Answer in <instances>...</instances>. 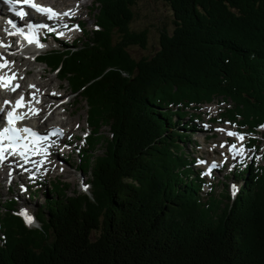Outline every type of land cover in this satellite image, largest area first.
<instances>
[{
  "label": "trees",
  "instance_id": "16d2710c",
  "mask_svg": "<svg viewBox=\"0 0 264 264\" xmlns=\"http://www.w3.org/2000/svg\"><path fill=\"white\" fill-rule=\"evenodd\" d=\"M139 1L94 0L100 30L40 58L87 102L79 167L92 192L69 196L55 184L40 228L6 200L0 264H264V164L234 170L236 198L226 188L218 198L184 153L215 100L232 102L221 116L240 129L264 125V0H162L175 28L136 60L129 48L147 43L130 29ZM103 124L110 138L98 136Z\"/></svg>",
  "mask_w": 264,
  "mask_h": 264
},
{
  "label": "rangeland",
  "instance_id": "374dc122",
  "mask_svg": "<svg viewBox=\"0 0 264 264\" xmlns=\"http://www.w3.org/2000/svg\"><path fill=\"white\" fill-rule=\"evenodd\" d=\"M52 1L53 3L55 2L54 0ZM78 1L79 4L84 2V0ZM86 1L88 2L87 6H85V8H83L81 11H78L76 14L74 13L75 16L72 15L73 19L71 20V22L73 28L69 29L66 32H76L75 36L77 40L73 45H75L79 40L85 42L93 32L100 30V27L96 24L97 16L99 13V10L96 8L98 7L94 0ZM57 3L63 5V7L65 6V8H67L68 10H72L74 8L72 7L74 2L72 3L68 2L67 0H59ZM133 10L135 12V18L130 24V29L131 31L136 33H140L142 31L147 32V43L144 48L140 45L131 46L129 48V53L136 60L149 58L159 50L161 33L163 31L171 33L174 30L175 26L173 12L169 5L162 0H141L134 6ZM76 25H79V30L74 31L73 29ZM75 36H67L70 41H66V43L68 42V44L71 45V40L74 39ZM53 45H55V43ZM50 47L51 48H49L47 52H50L53 46ZM14 64L13 66H15L16 68L18 67V65H20L19 61H15ZM41 70L45 71L43 74V78H39L38 75V72ZM20 75L21 74H19L20 78H25L24 75ZM28 77L29 79L32 77H37V80L43 85L47 84L49 82V79H53L54 84H61V91H53V88L51 86L46 87L45 89L51 94L57 93L60 95H64V97L66 96L67 99L65 100V103H70L69 109L75 111L73 123L77 121L76 124L72 127H82V131L75 130L71 133L70 136L67 135V139H72L71 145L73 148L70 151V154L66 155L65 157L60 154L58 156L60 159L65 160V164L63 165H66V167L64 168L69 169L67 177L56 176L52 173L48 174L44 169L38 172L40 166L39 164H36L38 170H35V174L31 173L29 176H24L23 174L20 175L25 181V185H32L31 195L30 192H27L26 195H24L22 189L16 186V181L14 179L11 189L7 187V183L9 180L8 178L4 179L1 182L0 209L2 208V204L6 200L14 198L17 200L16 210L18 212H20L19 210L25 207L30 209V211L32 210V212L37 213L44 206H46V196L53 195L55 184H65L66 194L69 196H73L76 194L91 196V176L87 172L81 171L79 167L80 162H82L81 152L82 150L87 148V146H85L87 145V143L85 142V137L90 134L89 124L87 122L89 116V108L85 100H83L80 96L72 93L69 83L67 81H62L57 75V72L53 71L46 64L40 62L34 64L31 67V72ZM29 99L32 100V96H30ZM33 102L36 101L33 100ZM231 104L232 102L230 100L228 101V103L222 102L221 100H215V102L209 103L207 105L208 107L205 105L198 112V114L200 115V119H198L196 122V124L200 126L202 128L201 130L203 131L194 133L192 135V137L187 141L184 151V153L195 159L196 165H194V168L196 171H202L203 173H205L211 161H217V163L220 165L219 168L213 170L211 176L204 175L207 183L209 184L205 188L204 194L209 193L213 190V192L216 193V197L218 198H221L220 193H222L225 188L230 190L232 189L233 185H236V187L239 186L236 180L232 178V171L235 169V167H238L240 165L244 166L249 160V162L251 163L252 159L254 158H256L260 166L264 164V127H259L257 129L256 135L248 134L247 132L249 131H247V129L245 128L241 129V131L238 130V132L242 134L250 135L251 141H256V143L254 145L251 144L249 147L245 146V148H242L241 150H243L244 155L236 156V160L232 161L233 157L229 155L228 147H230V145H232L233 143H238H236L235 140L228 138L226 132L232 129L237 130L238 128L233 124V122H230L228 119L221 116L222 112H224L225 109L231 108ZM59 112H63V110L58 111V113ZM63 118L64 117H60L59 119L61 120ZM221 129H224L226 131H221ZM73 135H76L77 138L74 139ZM98 136H102L103 138H110L112 136L110 127L103 124L100 128ZM100 142L101 143L97 144L95 147L96 152L94 153V155L96 156L103 154L105 151L106 143H102V139L100 140ZM221 145L224 146L221 147ZM58 157L56 156V153L52 156L53 159ZM45 158L42 160L43 162L45 161ZM201 160L207 161L208 163L200 164L199 161ZM34 176L38 177L35 178L36 180L32 181ZM42 180L44 182H41ZM85 185L88 186L87 191L84 190ZM40 227L41 224L38 222L36 225L31 226L30 228Z\"/></svg>",
  "mask_w": 264,
  "mask_h": 264
},
{
  "label": "snow or ice",
  "instance_id": "6c2138e0",
  "mask_svg": "<svg viewBox=\"0 0 264 264\" xmlns=\"http://www.w3.org/2000/svg\"><path fill=\"white\" fill-rule=\"evenodd\" d=\"M9 4H23L30 6L35 12L47 15L49 19L51 18H59L62 16H69L71 17L74 15V13L69 10V12L66 13H59L56 10H54L51 7L40 5L34 0H8ZM17 15L20 17H24L27 15V13L23 10L17 12ZM9 24H11L13 29H16L15 32H9L7 28H4L3 31L7 33V35H24L25 39L29 44H32L34 42L38 43L35 37V29L36 28H46L47 25L40 24H29L27 27L31 30L30 33H25L23 28H17V26L11 21H8ZM67 26V25H65ZM51 30V29H50ZM73 30H79V25H76ZM60 36H63L64 33L60 32ZM40 47H43V45H39ZM12 47L10 44H7L3 39H0V48L8 49ZM15 54V53H11ZM15 61H9L7 57L0 53V70L4 69L5 67L14 64ZM16 78V73L12 74V77L10 80H14ZM22 79V77H21ZM10 80H6L4 76H0V90H10L12 92H15L16 89L20 88V85L18 83L11 84ZM30 88L34 89V92L31 93L32 100H35L36 103H39L40 101L36 100L35 92H38L39 89L36 87V85H29ZM52 95H57L56 93H52ZM15 104L16 107H14L11 111L6 112V122L4 120H0V164L5 163L10 159V157H21V158H27V153L30 151L28 143H21L22 141H27L28 136H31L34 138L36 142L46 140L48 137L46 135H39L36 131H34L31 127L23 126V127H17L16 125L25 119H28V114L25 113L24 115H17V110L20 107H28V105L31 103V101L25 102L24 97L20 96L19 99L15 101L10 100H3L4 105H10ZM31 110V109H30ZM0 111H3V108L0 107ZM33 115H39V110L33 111ZM261 127H264L262 125ZM221 131H226L224 129H221ZM27 134V135H25ZM53 135H63V131L61 129L55 130ZM226 134L228 136L237 138L239 141L243 142L246 138L245 134L234 132V131H227ZM224 145H221L223 147ZM230 150H232L233 158L236 156H243L244 152L241 149L237 148V145L233 143L230 145ZM200 164H207V161H199ZM19 167L23 168L24 165L18 164ZM220 165L217 162H211L210 167L207 169L203 175L211 176L213 170L219 168ZM62 170V169H61ZM88 186H84V190L87 191ZM236 193V187L233 185V195ZM19 215L24 217L25 223L27 225H32L34 223V217L30 215L27 210H23Z\"/></svg>",
  "mask_w": 264,
  "mask_h": 264
},
{
  "label": "bare ground",
  "instance_id": "6f19581e",
  "mask_svg": "<svg viewBox=\"0 0 264 264\" xmlns=\"http://www.w3.org/2000/svg\"><path fill=\"white\" fill-rule=\"evenodd\" d=\"M37 1H42V0H37ZM58 1L59 0H55V2L53 3V1L51 0V1H49V3L51 5L55 4V5L59 6L60 4L57 3ZM67 1L68 2H72V3L74 2L73 6H72L74 8L71 10V11H73V13H75L77 11H81L88 4L87 1L85 2V4H83V3L82 4H79L78 3V0H67ZM75 2H77V3H75ZM9 5L10 4L8 3V0L6 2H4L3 0H0V11H4L5 8H7V6H9ZM13 5H16V4H13ZM2 6H3V8H2ZM59 7H63V5H60ZM2 30H3V28L0 27V32H2ZM44 33H46V32H44ZM47 34H49V33H47ZM73 34L74 33H66L65 36H70V35H73ZM3 37H5V36L3 34H0V39H3ZM36 38L38 40H42L40 34L39 35H36ZM3 40L6 43H8L7 38H5ZM0 53H3L2 49L0 50ZM9 53H10V56H8V57H7V55L5 53H3V54L9 59V61H19V64L20 65H18L17 68L15 66L13 68V64L10 65L13 68V70H12L11 73H9L8 76L10 77L13 73H19L21 75H24V77H25L24 79H21V78L18 77V82H15V84L18 83L20 85L19 90L21 92L22 91H26L28 89V86L29 85H36V87L38 89H40V91H39L40 93H37L36 94L37 96H40V97H36V100L42 98V99H40V102H42V103L40 105L37 104V103L30 104V106L28 108V109H30L32 106H36V109L39 110V115L33 116V118L35 120H36V118H37V120H40V128L43 131H45V132H48V131L53 130V129H56V130L57 129H61V130L66 131L68 134H71L75 130H79L77 128H80L81 129L82 127H77V128L76 127H72L73 125L76 124L77 121L73 123V117L75 115V111L69 109V104L70 103H65L63 96L62 97L61 96H57L56 97L55 95H52L51 93L47 92V90L45 89L46 87H50L51 86L53 88L52 89L53 91H57L58 89H61V84H59V83L58 84H54L53 79H49L48 80L49 82L47 84H45V85L41 84L37 80V77H32V78H30L31 79L30 80L29 77H28V75L31 72V67L34 65V63L32 61L33 58H23V57L20 58V56H17V54L16 55L11 54V53H15V52H13V50H11V52H9ZM15 56L17 58L16 59H13V58H15ZM10 66H9V68H10ZM20 68H22V69H20ZM43 74H44V70L39 71L38 72L39 78H43ZM60 110H63V112H59L58 113V111H60ZM57 116L59 118L60 117H64V118L60 120ZM44 118H45V120H44V122H42ZM58 137L62 141H67V138L65 137V135H58ZM51 147H52L51 149H54L55 148L53 145ZM229 148L230 147H228V149ZM237 148L238 149H242L240 145ZM42 158H44V156ZM64 161L65 160L60 159L59 157L58 158H55V159H53V158L47 159L46 161L42 162L43 169L48 174H51L52 173V174H55L56 176H60V177L61 176H64V177H67V175L69 173V169L68 168H64V167H66V165H63V164H65ZM240 166H238L237 169H239ZM243 167L244 166H241V168H243ZM9 177H10V174H8L6 172V170L0 169V185H1V182L4 179L9 178ZM41 182H44V181L42 180ZM239 189L240 188H237V191H239ZM235 198H236V195H235Z\"/></svg>",
  "mask_w": 264,
  "mask_h": 264
}]
</instances>
